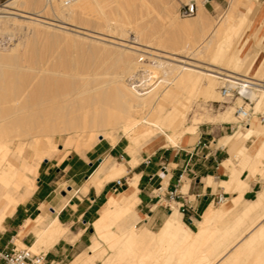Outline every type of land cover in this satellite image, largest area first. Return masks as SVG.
Instances as JSON below:
<instances>
[{
    "label": "rangeland",
    "instance_id": "374dc122",
    "mask_svg": "<svg viewBox=\"0 0 264 264\" xmlns=\"http://www.w3.org/2000/svg\"><path fill=\"white\" fill-rule=\"evenodd\" d=\"M126 1L127 2H125V0H118V2H120V5H117L118 3H111L110 5H106L105 3L103 11L99 8H92L75 12V14H73L71 18H67L63 17L60 13H53L52 11H50V9L43 10L41 6L42 3H44V0H36V2L35 0H0V14L11 16H9L10 21H8L10 23L7 24L6 29L0 32V110L2 111L0 112V125L3 128V133L4 130H6V132L3 134L4 137L1 136L2 134L0 130V151H4L0 152V159L2 158L4 160L3 161L1 159L2 161L0 160V164L2 163V167H5L8 166L7 163L8 161H10L14 163L16 167H20L22 162L27 161L30 166H34L38 159V154L35 150L36 147L34 146V140L37 136L39 139L38 144L42 145V147L46 149V152H52V155L50 157L44 158L39 163L36 171L31 170L27 172L26 176L28 182L22 183L19 188L8 186L6 189V186H4L0 182V209L6 208V216L8 215L5 218L4 222L0 225V251L6 249L7 247H12L14 244L18 247L32 246L37 238V233L41 229L38 221H36V218L39 217L38 215L44 216V224L49 223L54 217L48 211L47 205L42 204L39 210H33L32 212H29L28 218H25L26 220H23L20 226L16 228V230H6L8 218L16 213V210L20 205L27 203V201L32 197L31 196L27 201L18 204L21 201V199H19V193L21 191H31L35 188L36 185L38 186V184H40L44 179L43 172L45 169L49 170V174L47 175L46 179H48L49 177L54 178L58 175L63 174L64 167L66 166V160L71 156L74 158L77 157L80 161H83L85 163L88 160H93L95 163L94 166L92 168H88L85 171L86 175L91 176L100 166L99 162L101 161L97 160V158L101 157V159H104L103 165L106 164V170L110 169V167L115 162L121 163L125 166L127 172H124L121 176L114 177V179L112 178L108 181L109 184H112L115 180L122 179L123 185L117 192H114L112 190V192H109L106 196L102 195L98 197L97 201L94 203V213L86 214V216L82 217L79 220H76L75 223L72 224L62 222V224L68 227V234L67 237L60 238V245L62 244L65 247H68V245L71 244L74 246V249L72 250L71 247V249L67 250L64 261H55L57 264H71V262L78 255L84 253V255L88 258V251H91L90 247L94 245V241L96 240L99 242V246L93 253V255L95 256V260L92 261V264H105V262L107 263L109 260L110 262L113 261L114 263L119 264V260H117L118 258L115 257L116 252L118 251L117 247L111 248V243H108L111 242L110 240L106 242L98 238H94L95 236L93 235L92 223L99 216L101 208L105 205L110 195L119 196L120 193L124 192V190L128 188L129 184L125 182V177L130 179L134 175V173L139 174V172L144 167L143 162H145L146 158H150L152 160V165L158 164L160 161H166L167 157H169L171 154H174L178 149L193 150L200 137L217 141V146L222 147V140L226 139L228 135H232L238 131H244L245 127L248 126L239 124L237 122L236 110L239 106L249 103V101H245L244 98L240 100L238 98L239 95L219 100L217 92L220 91L222 83H219L217 85V88L213 93L215 96L213 94L205 95L203 97L198 96L194 100L193 107L189 112L188 119L185 122L184 127H193L194 124H196L198 126L195 130L196 134L190 135L192 134V132H186L179 139H169L170 136L168 135V133L159 132L154 138V141L152 140L148 142L147 144H145V146H136L135 144H133V142H131V136L133 135L134 131L138 129L139 126L140 128H143L147 125L142 121L138 122V124H136V127H132L127 132H124L121 129H115L111 136L102 137L99 136L103 134V130L101 128L97 130L96 133L93 132L95 134L90 132V130H86L85 132H83L80 128L82 126L75 128L69 127L64 122L43 115V113L50 114L51 109L56 107L57 104L59 105V103L62 102V99H65L67 97H70V99L76 98L75 96L77 95V91L79 90L84 91V93L86 94L88 92L89 94H87V96H91L92 98L94 97L96 100H98V97L101 95H110L113 93L114 88L116 87V81L118 80L126 83L127 85H129V87H133L132 89H135L138 93H145L149 91L154 86V84H156L158 80H160V76L162 74H156L152 78V82H150L151 80H148L149 78L146 76L148 75V70H146L148 67H143V65L140 64L138 65L136 70L134 69L133 74L129 75V77L128 75H126L127 77H125V73H123V62L121 61L123 59L121 57L125 55L126 49L127 52L134 51V53H128L129 56H131V59L134 61H137L141 57L142 59H144L140 60L141 62L154 60L157 62L162 61L164 64H170L179 63L182 59H186L183 52L192 42L196 40L198 33L196 32V30H179L174 25L172 20L175 16L178 17L179 21L184 19H193L194 16L183 17L180 14L181 6L190 2V0ZM196 1L197 6L200 5V0ZM228 1L229 0H208L207 2H205V9L203 11L205 21H207L210 25H213L215 22H217L220 16H222L223 12L229 7ZM237 3H239V5H242V10L240 12L239 9L234 10L230 22L234 23L239 21L241 16L240 14L243 13V9L247 6L250 7L249 17L244 22L241 30H238V33L236 31L230 49L226 47L227 45H224L225 43H227L224 35L219 36V42L223 43L224 52L225 50H231L233 56L239 55L238 63L240 66L237 68L238 74L248 75L250 77L253 76L256 79H260V77L264 79V59L261 61L262 56L260 55L255 58V54L257 52H261L264 56V14L259 10L256 12L257 8L261 5V0H238ZM120 6H122L123 9L120 8ZM123 13L125 14V16L127 14L129 16H126L130 19L128 22H131L128 25V22H126L127 20H124L126 17L124 18ZM28 15H39V18L48 23H44L42 24V26L34 24L27 18ZM105 17H108L110 19L114 18V20H116V23L115 21H111L108 24ZM13 19L15 20V22ZM122 22L124 25L122 24ZM83 33L86 35H84ZM248 37L249 41H247ZM246 41L248 42L247 44ZM15 44H18L17 49L15 51H12L11 48ZM129 46L131 50L129 49L128 51ZM136 56H139L138 59ZM151 56L153 58H150ZM195 59H190L191 65H193V67H195L196 69L206 68V63H208L206 62L207 60L205 61V59L203 60L202 58ZM197 66H199L200 68ZM122 74L123 77H125L123 79L120 76ZM117 76L120 78H118ZM55 79H61L63 80V83L62 81H60L61 83H59V81H56L57 83H55L54 85L53 81H55ZM67 80L73 83L74 89L72 90L73 85L72 88H70L74 94L76 93L75 95L73 93L69 94V86L67 84H64V82L66 83ZM51 84H53L54 87ZM76 86L80 87L79 90L78 88H76L77 90L75 89ZM60 87L62 89H60ZM52 89L56 93H54ZM12 90H14L13 93L11 92ZM51 91L54 94H51ZM14 92H16V94ZM57 92H68V95L67 97L65 96V98H61L62 95L59 96V94L61 93ZM4 94L9 99H7ZM14 94L16 95V98L14 97ZM10 96L12 97L11 99ZM27 98L31 103L27 102ZM51 98L52 102H49L51 101ZM53 100L56 101V103ZM20 101L22 102V104H24L23 106H26L27 109L29 108L28 111L25 109V107L22 106ZM57 101L60 102L57 103ZM33 103L35 106L33 105ZM45 104H51L50 106L53 107H49V105L46 106ZM43 105L45 106V108H43ZM39 106H43L41 107L42 109H40ZM231 106H233V108L235 109L230 108ZM17 107L20 109H18ZM14 108L16 109V112L13 113ZM30 108H32V110L34 108V110L36 109L40 111H34L35 116H31V114L33 115V111L30 110ZM227 110H230L232 114L229 122H220L219 120H213L215 115L223 113ZM258 111H264L263 105H261ZM28 112L31 113L30 116L32 119L27 114ZM3 113L8 114V116L6 115V119ZM16 116L18 119L16 118ZM25 116L28 117L26 118ZM1 117L5 119L6 124L8 123V126L5 124V121H3ZM38 117L43 119H38ZM15 118L17 120H14ZM44 118L46 121L44 120ZM51 119L55 120L56 124L54 123L55 121H52V123ZM18 122L21 124H19ZM41 122L43 124H41ZM9 124H11V126ZM249 124L250 125L248 127H253L255 131L261 130V133L262 131H264V125L261 124L258 118L255 116L250 120ZM22 125H24L23 129L21 127ZM35 125L39 126L38 129ZM41 125H45V127H42ZM51 125L53 128H50ZM6 126L9 130L6 129ZM24 127H26L27 129ZM32 128V132H29L31 130L28 129ZM43 128H45L46 130H44ZM19 129H22V131ZM77 130L79 131L77 132ZM82 132L86 134H83ZM91 133L94 136V139H91ZM80 134L82 137H80ZM261 135L262 134L257 135V132H255L254 136L248 140L241 141L240 138L238 144L235 147L239 148L240 146L237 147L238 145H245L248 148V150L246 151L250 154H253V152L255 151L254 148L257 147L256 145H258L260 143V140L264 138V134L262 136ZM46 137H48L50 140ZM54 143L55 145H53ZM5 144L9 148H4L3 145ZM252 144L253 146H251ZM128 145L131 149L128 148ZM54 146H56V148ZM250 146L251 150L249 149ZM235 147L233 148L235 151H231L230 147L226 146L224 150L220 149L217 153V156L219 155L220 158L224 154H226V158L229 157L233 161L232 164L227 165L228 168L225 167L226 164H224L225 166L223 165L229 173V177L227 179L230 178L233 170L242 167L241 160L243 155L240 154L242 155V157L239 155L237 157H233V154L236 152ZM21 149H23V152L20 151ZM128 151L131 154H133L134 152L135 153L131 155ZM4 156H6L7 158L4 159ZM262 156L263 157H261V161L257 163V165L255 166L256 168L253 171H251L252 166H249L250 168L248 167L247 169H244V171H247L248 173L247 180H249L250 176H253L256 179L260 178L261 183L259 188H257L258 192L261 191L264 186V155ZM237 163L240 164V167ZM151 164L149 165L152 166ZM215 165H217V162L213 163V166ZM172 166L175 165L172 164ZM236 166L238 167L236 168ZM158 174H160V172ZM166 180L167 178H165L164 183H166ZM187 181L188 183L190 182L188 179ZM94 184V182L88 181L86 185H88V187L90 188V186ZM216 187L217 186H215V188ZM248 188L249 187H247L245 191ZM88 189L87 191H85L84 188L83 190H81V193L86 194V203H90L91 197L95 195V190L93 188L90 189V191ZM5 190H10L17 202L6 204L5 200L2 199L1 196V194ZM187 191L188 188L183 190V192ZM226 192L230 193V196L228 197V200L224 205L218 204L217 202H213L210 205L211 208L216 209L218 213H220V215L219 217L214 218L211 223H209V230L206 232L205 238H203L202 245L198 246L199 248L197 246L194 247L193 244L189 243V240L187 241V243H183V245L180 243L177 245L178 252H175V254H173V258L176 257L178 262L181 258H183V264H206L207 262H209L207 261L205 263V259L207 256V259L211 260L210 264L216 263L220 248L227 247L228 245H226V242L230 240L233 241V237H236L237 234L240 233L238 236H241V234L248 229V225L256 217H258L259 214L254 213L252 215L244 217L243 220L240 221L239 216L241 214V209L244 207L246 201H244L242 198H236L239 196V191L233 192L232 190H230ZM235 192H238V194H234ZM71 195L72 193L69 194V197ZM140 196L145 200L144 192H142ZM231 198L234 200H232ZM141 207L142 206H138V203L136 204L134 212L130 216V223L134 224V227L138 231L150 229L157 232L163 221L167 217V211L163 210L160 206L154 208L152 214L157 215L160 213L161 215L159 218L160 220L158 222H154L153 217H149V215L146 214L148 208H144L143 211H141ZM263 208L264 206L262 207V209ZM223 209L225 211H223ZM262 209L260 210L261 212L263 211ZM203 213L204 212L200 211L197 214L193 224H189L186 219L183 218L182 214L181 219L188 228L190 227L192 229L191 230L189 228L191 231H198L199 221L202 220ZM120 222L121 220H118L117 224H119ZM219 232L226 233H223V237L220 238ZM79 233H83V244L81 246V240H79L80 238L78 236ZM118 233L120 232L118 231ZM129 236V233H125V242H129V244H131V241H128ZM224 236H231L232 239H226ZM236 239L237 237L234 239V241H236ZM10 240L12 241L8 245L6 241ZM144 240L145 241L137 244L134 248L125 247V264H133V261L135 259L137 260L138 257L150 255L152 252H154L155 248L151 244V242H149L148 239ZM257 245V250L255 251L256 254L264 249V237L257 243ZM52 246H49V244H41L31 247V249L35 252L49 253ZM175 247L176 246L174 245L173 251H175ZM256 254L251 253L250 255H243L242 258L247 259L248 263L259 264L258 262L254 261ZM197 256L198 258L201 257L202 260L201 258H199L200 261H196ZM149 258L150 259H147V262H145L146 264H152L153 259L151 257ZM201 261L202 263H200ZM113 262L110 264H114ZM241 262L243 261L236 260L235 264H240ZM160 263L161 261L157 262V264Z\"/></svg>",
    "mask_w": 264,
    "mask_h": 264
},
{
    "label": "bare ground",
    "instance_id": "6f19581e",
    "mask_svg": "<svg viewBox=\"0 0 264 264\" xmlns=\"http://www.w3.org/2000/svg\"><path fill=\"white\" fill-rule=\"evenodd\" d=\"M207 1L208 0H202V1L200 0L201 3H200V5L197 6L198 7L197 13H195L196 15L195 14L192 15V16H194L192 20L184 19V20L179 21L177 16H175L172 20L174 25L179 30H185V31H191V30L195 31L196 30V32L198 33L196 40L194 42H192L187 47V49L183 52L184 57H186V59H182V60L180 59L181 61L179 63L164 64L162 61L157 62L154 60L153 61L149 60L147 62H141L140 60H144V59H142L141 57H140L141 59L140 58L138 59L139 56L138 57L136 56L138 60L134 61L131 59V56H129V54H131V52L134 53V51H131V52L129 51L130 46L128 48V51L130 53L127 52V49H126L125 55H123L121 57L123 59L121 61L123 62V73H125V77H127L126 75H128V77H129V75L133 74L134 69L136 70L138 65H140V64H142L143 67L144 66L146 68L148 67L147 69L146 68L145 69L148 70V72H147L148 75H146V76L149 78L148 80H151L150 82H152V78L156 74H158V73L162 74L160 76V80H158V82L156 84H154V86L149 91H147L145 93H143V92L138 93L135 89H132L133 87H131V86L129 87V85H127L126 83L118 80V81H116V87L114 88V91L112 94L101 95L98 97L99 99L96 100L94 97L92 98L91 96H87V94H89L88 92L86 94V93H84V91L79 90L80 87L76 86L75 89L78 88V90H79V91H77L78 93L75 96L76 98L70 99V97H67L68 92H65V93L57 92V93H61V94H59V96L62 95L61 98L62 97L65 98V96H66L68 99L67 98L62 99V100L59 99L62 102L59 103L60 101H57V103H59V105L55 104L56 107L51 109L50 114H44L43 113V115H46V117H51L52 119L64 122L69 127L75 128V127L82 126L80 128L83 132H85L86 130H90V132L96 133L97 130H99L101 128L103 130V134L99 135V136H102V137L111 136L115 129H121L122 131L127 132L132 127H134V126L136 127V124H138V122L142 121V122H145L147 125L143 128H140V126H139V128L134 131L133 135L131 136L132 137L131 142H133V144H135L136 146L137 145L145 146V144H147L148 142H150L152 140L154 141V138L157 136V134L159 132L168 133V135L170 136V137L168 136L169 139L170 138L179 139L186 132L187 133L192 132V134L196 133L195 130L198 127L196 124H194L193 127H184L185 122L188 119L189 112L191 111V109L193 107L194 100L198 96L203 97L205 95H212L215 92V89L217 88V85L219 83H222V86L226 85L225 83L228 81L227 79H229L231 82H233V80H234L233 78H239V77L244 76V77H248V78H250V80L254 81L255 82V88L248 90L246 92V94H244L245 92L242 93L243 95H246V97L249 99L248 100L249 103L246 104V109H250L252 107L256 111H258V109L261 107V105H263V107H264V79L261 77H260V79H256L253 76L250 77L248 75L238 74L237 68L240 66L238 63L239 55L233 56L231 50H225V52H224L223 51V43L219 42V39H220L219 36L224 35V38H226V42H227L224 45L225 46L227 45L226 47L230 49V47L232 46L233 38L235 36L236 31L238 33V30H241V27L243 26L244 22L249 17L250 7L247 6L246 8L243 9L244 11L242 14H240L241 16H240L239 21L231 23L230 21H231L234 10L239 9V12H240L242 10V5H239V3H237L238 0H229L228 1L229 7L223 12V14H222V16H220V18L218 16L219 20L217 22H215L213 25H210L207 21H205L204 13H203V11L205 9L204 3ZM35 2H36V0H35ZM125 2H127V1L125 0ZM191 2H196V4H197L196 0H190V2H188V3H191ZM105 3H106V5L107 4L110 5L111 3H116V4L118 3L117 5H120V2H118V0H76V1L71 2V3L63 2V0H44V3H42L41 7L43 10L50 9V11H52L53 13H60L63 17L71 18L72 15L78 11H84V10H88V9H92V8H99L100 10L103 11V7H105L104 6ZM124 5H125V3H124ZM120 8L123 9L122 6H120ZM124 13H123L124 18L126 16L129 17L128 14L125 16V14L127 12L125 14ZM9 16L10 15H1L0 14V32L3 31L4 29H6L7 24L10 23L9 18L11 16L10 17ZM127 17L124 19V20H127L126 22H128L130 20ZM27 18L30 20V22H33L34 24H37L40 26H42V24H44V23H48V22L42 20L41 18H39V15L38 16L37 15L36 16L35 15L34 16L28 15ZM111 19L107 17L106 22L109 24L111 21L112 22L115 21V23H116V20H114V18H111ZM14 22H15V20H14ZM129 23H131V22H128L127 25ZM122 24H123V22H122ZM84 35H86V34H84ZM249 37H248L247 41H249ZM247 41H246V44L248 43ZM17 46H18V44H15L11 48V50L15 51L17 49ZM131 46H133V45H131ZM150 58H153V57L151 56ZM195 58H198V59L202 58L203 60L205 59V61L207 60L206 62H208V63H206V68L196 69L195 67H193V65H191L190 61L192 59H195ZM174 62H176V61H174ZM198 65H200V64H198ZM197 67H199V66H197ZM121 73H122V71H121ZM120 76L122 77V79L125 78V77H123V74ZM118 78H120V77H118ZM56 81H59V83H61L60 81H62V83H63V80H61V79L56 80L55 79V81H53L54 85H55V83H57ZM46 83H47V81H46ZM48 83H49V81H48ZM64 84H67L69 86V90H70L69 94L73 93V91H71L73 83L67 80V82L66 83L64 82ZM51 85H53V84H51ZM54 85H53V87H54ZM56 88H55V90H56ZM221 88H220V91L217 92L219 100L225 98L223 96ZM53 89H52V91H54ZM60 89H62V88L60 87ZM63 89H65V88H63ZM73 89H74V85H73L72 90ZM143 89H141V90H143ZM14 90H12L11 92L13 93ZM42 90H43V88H42ZM19 91H20V89H19ZM40 91H41V89H40ZM63 92H64V90H63ZM14 93L16 94V92H14ZM54 93H56V92L54 91ZM54 93L52 92L51 94H54ZM4 96H5V94H4ZM14 97L16 98V95ZM6 98L9 99L8 97H6ZM11 98L12 97L10 96V99ZM58 98H60V97H58ZM238 98L240 100H242V98H244V97L239 96ZM16 100H18V99H16ZM27 100L26 101L29 102L28 98H27ZM2 101H3V99H2ZM49 102H52V98H51V101H49ZM54 102L56 103V101H54ZM3 103H5V102H3ZM29 103H31V102H29ZM40 103H41V100H40ZM21 104H22V102H21ZM252 104L254 106H251ZM23 105L24 104H22V106ZM25 105H26V103H25ZM33 105H34V103H33ZM37 105H38V103H37ZM45 105L48 106L49 104L48 105L45 104ZM50 105H49V107H53ZM43 106H41V107H43ZM23 107H25V109L27 111L29 110V108L27 109L26 106H23ZM39 107H38V109H39ZM41 107H40V109H42ZM43 108H45V106ZM230 108H233V106H231ZM12 109H13V106H12ZM18 109H20V108H18ZM233 109H235V108H233ZM9 110H10V108H9ZM30 110H32V108H30ZM237 110H236V113H237ZM32 111H33L32 112L33 115L29 112L27 114L29 116H30V114H31V116H35L34 111L37 112L40 110H36V109L34 110V108H33ZM0 112H2V111L0 110ZM14 112H16L15 108H14L13 113ZM7 113H8V111H7ZM3 114L5 115V119H6V115L8 116V114H5V113H3ZM10 116H11V112H10ZM18 116H19V114H18ZM31 116H30V118H31ZM13 117H14V115H13ZM231 117H232L231 111L227 110L223 113H219V114L215 115L213 120L214 121L219 120L220 122H229ZM16 118H17V116H16ZM16 118L14 120L18 119V118L17 119ZM236 118H237V115H236ZM5 119H3V121H5ZM38 119H43V118L38 117ZM52 119H51V122L55 121ZM200 119H199V121H200ZM44 120H45V118H44ZM0 123H1V121H0ZM54 123L56 124V121ZM5 124H6V121H5ZM19 124H21V123H19ZM33 124H35V123H33ZM41 124H43V123L41 122ZM197 124H198V121H197ZM9 125L11 126V124H9ZM7 126H6V129L9 130L7 128ZM23 126L24 125L21 126L22 129H23ZM35 126H34V130H35ZM41 126L45 127V125H41ZM38 127L39 126H36L37 129H38ZM42 127H41V129H42ZM0 128H1L0 130H1V134H2L1 136L4 137L3 134L6 132V130H4V133H3L2 132L3 128L1 127V125H0ZM24 128H26V127H24ZM50 128H53L52 125ZM22 129H19V130L22 131ZM43 129L46 130L45 128H43ZM55 129H56V125H55ZM28 130H31L29 132H32L33 128L28 129ZM78 131L79 130H77V132ZM41 132H43V131H41ZM255 132H257V135H260V134L263 135L264 134V131H262V133H261V130L255 131L253 127L247 126V127H245L244 131H238L232 135H228L226 137V139L222 140L223 141L222 144L229 145L230 150L233 151L234 150L233 148L238 144V141L240 138H241L240 139L241 141L248 140L254 136ZM92 133H91V135H92ZM95 133H93V134H95ZM83 134H86V133H83ZM80 137H82L81 134H80ZM91 137H92L91 139H94L93 135ZM35 138L36 139L35 140L33 139V140L35 142L34 143V146L36 147L35 150L37 151V154H38L37 162L39 163L43 159V156L45 155L46 149H44L42 147V145L38 144V142H39L38 136ZM46 138H48V137H46ZM176 141H178V140H176ZM171 142H172V139H171ZM254 142H256V141H254ZM56 144H58V143H56ZM253 144L251 146H253ZM53 145H55V143ZM251 146L249 148L250 150H251ZM256 146L257 147L254 148L255 151L253 152V154L252 153L250 154L249 152L246 151V150H248V148L245 145H238L237 147H239V148L235 147L236 152L233 154V157H237L238 155L242 157V155H243L242 160H241L242 161L241 162L242 167L237 168L240 165L237 163L238 164V166H236L237 169L232 171L230 178L227 180L219 181V184L223 188H225L226 191H230V190H232L233 192L239 191L240 193H239V196L236 197L237 199L243 198V194L245 192V189L248 187L247 182L245 180L241 179L240 175L242 174L244 169H247L249 166H252L251 171H253L256 168L255 166L257 165V163L261 161V157H263L262 155H264V138L261 139L260 143ZM3 147L9 148L6 144L3 145ZM54 147L56 148V146H54ZM129 149H131V148H129ZM2 151L3 150H1L0 152H2ZM20 151L23 152V149H21ZM22 152H20V153H22ZM240 154H242V155H240ZM5 158H7V157L4 156V159ZM232 162L233 161L231 158H227L226 160L223 161V164H226V166L225 165L224 166L226 168H228L227 165L232 164ZM1 164H0V181L2 183H4L6 186H9V184H11L15 178H21L22 177V173H20L19 170L14 165H12L11 163L8 162L7 163L8 166H5V167L4 166L2 167ZM22 168L30 169L29 165H27L25 162L22 163ZM124 172H126L125 166L116 163L112 167L109 175L107 174L108 176L105 179L107 181L112 179V178L114 179V177L121 176ZM249 173H250V171H249ZM138 177H139V175H138ZM138 177H135L133 180H131L129 183L130 188L128 190L120 193L119 196H114V195L109 196V198L107 200L108 201V208L92 224V227L94 230V235H96L98 239L106 241V242L108 240H110L111 242H108V243H111V245H110L111 248L117 247L118 251L116 252L115 257L118 258L117 260H119V264H125V247H130V248L133 247L134 248L137 244L145 241L144 239H148V241L151 242V244L154 246L155 250L150 255L138 257L137 260L135 259L133 261V264H143V263L147 262V259H150L149 257H151L153 259L152 264H157L158 261H161L160 264H179V263L183 264L184 263L183 258H181L179 260V262H178L176 257L173 258V254H175V252L176 253L178 252L177 245L179 243L183 245V243H187V241L189 240V243L193 244L194 247L200 246V238H201V231H202L203 225L200 222L198 232L191 231L187 227V225L182 221L180 214H179V211L175 206H173L174 209H173L172 213L168 214L167 218L163 222V225L161 226V228L157 232H152L148 229H145L143 231H138L136 228H132L126 232L118 233V230L114 228V226H113L114 223L117 220H119L121 217H123L124 215L126 216V215L130 214L129 212L131 210V207L134 206V203H136V202L138 203V199H139V198L137 199ZM263 177H264V175H263ZM96 178H97V176H96ZM101 183H103V180L98 181V185H100ZM208 183L214 185V182L212 180H209ZM11 199H13V198L11 197ZM232 200H234V199H232ZM9 201H10V199H9ZM263 204H264V187H263V190L259 193L258 200L254 204H252L251 207H248L246 214L253 212L254 210L257 209V210H259L258 211L259 212L258 218L259 219L264 218V208L262 209V207L264 206ZM261 209L263 210L262 212L260 211ZM214 210L215 209L213 208L211 210V212L214 213L215 212ZM223 211H225V210L223 209ZM208 218L209 217L206 215V217H205L206 224H207ZM38 223H40V222L38 221ZM51 224L52 225L49 226V228H47L45 231H43L41 233L42 236H39V238H41L40 239L41 242L39 241L41 244H42V242L49 243L48 241H50V244H51V241L56 240L60 235H63L62 233L64 230L62 229L58 220L54 219V223H51ZM259 230L264 231V224H262L259 227ZM125 233H129L130 236L128 238V241H131V244H129V242L128 243L125 242ZM38 239H37V241H38ZM174 245L176 246L175 251H173ZM98 246H99V242L95 240L94 245L90 247L91 251H89V252L91 253V255L88 258L85 255L77 257L76 263L77 264H92L93 263L92 261L95 260V256L93 255V253L98 248ZM198 253H200V252H198ZM182 254H183V252H182ZM182 256H184V255H182ZM197 258H198V256H197ZM197 258H196V261H198V260L200 261L199 258H201V257H199L198 259ZM206 259H207V256H206ZM206 259H205V263L207 261H209V259H207V260ZM201 260H202V258H201ZM73 261H75V260H73ZM109 262H110V260L107 263L105 262V264H110L113 261L110 263ZM200 263H202V261ZM209 263H210V261L207 262L206 264H209ZM114 264H116V263H114Z\"/></svg>",
    "mask_w": 264,
    "mask_h": 264
},
{
    "label": "crops",
    "instance_id": "0c3cea01",
    "mask_svg": "<svg viewBox=\"0 0 264 264\" xmlns=\"http://www.w3.org/2000/svg\"><path fill=\"white\" fill-rule=\"evenodd\" d=\"M256 7H257V5H256ZM258 10L264 14V0H261V5L257 8L256 12ZM259 55L262 56L261 57V61H262L264 59V56L262 55L261 52H257L255 54V58L258 57ZM194 134H196V133H193L190 135H194ZM199 141L211 142L210 151H209L210 154L207 158H204L202 156V154L208 153V150H203L202 152L199 150L196 153L194 151L195 147L193 148V150L178 149L175 151L174 154H171L169 157H167L166 161H160L158 164L152 165L151 164L152 160L150 162V164L152 166H150L149 164L146 165L143 162L144 167L139 172V174L134 173V175L130 179H128L126 177H125V179H126L127 184H129L131 180H133L135 177H138V175H139L138 183H137L138 191H139L138 196H137V199L139 198L138 199V206H142L140 208L141 211H143L144 208H148V211L146 214H148L149 217H153L154 222H158L160 220L159 218L161 215H160V213L157 215L152 214L154 211V208H156L157 206L162 207L163 210L167 211V216H168V214L172 213L174 207L172 208L171 211H169L167 208H165L163 206V202L158 200L156 190L158 189V187L160 186L161 183L163 184V186L165 184H167L169 189L175 188V186L178 183L179 175L181 174L183 167L185 166V164L189 160L190 154L194 153L193 157L191 158L190 164L192 166L193 171H195L197 173V179L193 180L190 178V175H187L190 182L188 183L187 178L184 177V185H183L182 189L185 190L188 188L187 192H188L189 196L192 195L191 197H196L197 194L202 195V197L199 200H195L193 198V201H192V203L197 207V210H198L197 214L200 211L204 212L202 215V220L199 221V223L201 222L203 225L202 231H201V238H200V245H202L203 238H205L206 232L209 230V226H208L209 223H211L214 220V218L219 217V215H220V213H218V211L216 209L214 210L215 211L214 213L211 212V210L213 208H211L210 205L213 202H216L215 198L220 193H227L228 197L230 196V193L226 192L224 190V188L219 184V181L227 180V178L229 177V173H228L227 169H225V167L223 166L224 165L223 161L227 159L226 154H224L221 158L219 157V155L217 156L218 150H220V149L224 150L226 148V146H229V145L225 146L223 144L222 147H218L217 141L206 139V138H201V137L198 139L197 143ZM128 147H129V145H128ZM133 154H131V155H133ZM51 155H52L51 151L46 152L45 155L43 156V159L50 157ZM45 160H47V159H45ZM97 160L101 161V162H99L100 166L95 170L94 174H92L93 176L91 175L92 177L86 175L85 171L88 168H92L94 166V164H95L94 161L88 160L85 163L83 161H80L79 158H77V157L74 158L72 156L67 158V160H66V166L64 167V173L61 175H58L57 177H54V178L49 177L48 179H46L47 175L49 174V170L45 169L43 172L44 179L42 180V182L40 184H38V186L36 185L35 188L31 191L23 190L19 193V195H20L19 199H21V201L18 204L25 202L31 196L32 197L27 201V203L20 205L18 207V209L16 210V213L15 214L12 213L13 215L8 218L6 230H9V231L16 230V228H18V226H20L21 222L23 220H26L25 218H28L29 212H32L33 210H39L42 204H46L48 211L54 217L52 218V220L49 223L44 224V216L38 215L39 219L38 218H36V219H37V221L40 222L39 226H41V229H40L41 232L39 231L37 233V238L35 240V242L37 244L34 242L32 247H34V245L35 246L41 245V243H40L41 238H39V236H42L41 233L43 231H45L47 228H49V226L52 225L51 223H54V219L58 220L62 229L64 230L62 233L63 235H60L56 240L51 241V244H50V241H48L49 243L42 242V244H49V246H52L54 244L51 247L49 253H46L48 260L54 261V262H56L55 260L64 261V257L67 254V250L71 249V247L73 250L74 246L71 244L68 245V247H65L62 244L60 245V238L67 237V234H68V227L65 226L64 224H62V222L72 224V223H75L76 220H79L82 217L86 216V214L94 213V211H95L94 203L97 201L98 197H100L102 195L106 196L109 192H112V184H109L108 183L109 180L107 181L105 178L109 175L112 167L118 162H115L110 167V169L106 170V164L103 165L104 159H101V157H98ZM8 162L11 163L12 165H14V163H12L10 161H8ZM24 162L27 165H29V163L27 161H24ZM214 162H217V165L213 166ZM22 163H21L20 167H16L14 165L19 170V172L22 173V177L21 178H15L13 180V182L11 184H9V186L15 185L14 186L15 188H19L22 183H27L28 182L27 176H26L27 172H29L31 170L36 171V169L39 165V163L36 161L34 166L29 165L30 169H24V168H22ZM198 163H199V165H198ZM118 164H121V163H118ZM172 164H174L175 166H172ZM121 165H123V164H121ZM157 165H158V167H157ZM162 166H165L168 170V173L166 174V178H167L166 183H164L165 180L161 181L157 177L158 173L162 171ZM125 170H126V168H125ZM152 175L154 177L151 179ZM96 176H97V178H96ZM247 176H248L247 171H243L241 174V177H240L241 179H243L247 182L248 187H249L243 194L242 199L246 202H245L244 207L241 209V214L239 216L240 221L243 220L244 217L252 215L254 213L259 214V212H258L259 210H257V209L254 210L253 212L248 213V214H246V211H247L248 207H251V205L254 204L258 200L259 193L263 190V188L259 192L257 190V188H259L260 183H261L260 178L256 179L255 177L250 176L249 180H247ZM203 179H204V181H203ZM102 180H103V183L98 185V181H102ZM209 180H212L214 182V185L209 184L208 183ZM88 181L94 182L95 184L91 185L89 188L88 185H86ZM2 184L5 185L4 183H2ZM215 186H217V187L215 188ZM7 187L8 186H6V189H7ZM36 187H37V189H36ZM129 187L130 186H128V188H126L125 190L129 189ZM83 188L85 191H87L88 188H89L88 189L89 191L92 188L95 190V195L91 197L90 203L85 202L86 201L85 200L86 194L81 193V190H83ZM142 192L145 193V200L140 196V194ZM257 192H258V194H257ZM70 193H72V195L69 197ZM234 194L237 195L238 192H235ZM256 194H257V197H256ZM1 196H2V199L5 200L6 204H9L11 202H17L16 199H14L12 192L10 190H5L1 194ZM11 197L13 199H11ZM9 199H10V201H9ZM248 200H251V201H248ZM106 202L107 203H105V205L101 208L99 216L96 219H98L104 213V211L108 208V201H106ZM136 203H134V206L131 207V210L129 212L130 214H128L126 216L124 215L123 217H121L119 219V220H121V222L119 224H117L118 220L114 223L113 226L120 233L126 232L132 228H135L134 224L130 223V215L132 214V212H134V208L136 206ZM173 206H175L178 209L177 205L173 204ZM6 214H7L6 208L0 209V225L4 222L3 220H5V218L8 216V215L6 216ZM179 214L181 217L180 212H179ZM206 215L209 217L207 224H206V219H205ZM182 216H183V218H185L184 215H182ZM258 217H259V215H258ZM258 217H256L248 225V229L244 233H242L241 236H238L240 233L237 234L236 241H234V239L236 237H233V241L230 240V241L226 242V245H228L227 247L220 248V251L218 252L217 261L214 264H235L236 260L243 261L240 264H252V263H248L247 259L242 258V256L243 255H250L251 253L256 254L255 251L257 250V246H258L257 243L264 237V231L259 230V227L262 224H264V218L259 219ZM162 225H163V223H162ZM161 226H160V228H161ZM92 229H93V227H92ZM148 230H150V229H148ZM150 231H152V230H150ZM152 232H155V231H152ZM194 232H198V231H194ZM223 233H226V232H219L220 238L223 237L222 236ZM93 235H94V230H93ZM78 236L80 238L79 240H81V244H80V246H81L83 244L82 243L83 233H79ZM94 236H95L94 238H97L96 235H94ZM224 237L226 239H232L231 236H224ZM37 239H38V241H37ZM11 241L12 240L6 241V243L9 245ZM84 254H80L77 257L82 256ZM88 254H89V256L91 255V253L89 251H88ZM77 257L74 259L75 261L71 262V264H77L76 263ZM209 261L211 262V260H209ZM254 261L258 262L259 264H264V249H262L261 251H259L256 254Z\"/></svg>",
    "mask_w": 264,
    "mask_h": 264
},
{
    "label": "built area",
    "instance_id": "2783aa9c",
    "mask_svg": "<svg viewBox=\"0 0 264 264\" xmlns=\"http://www.w3.org/2000/svg\"><path fill=\"white\" fill-rule=\"evenodd\" d=\"M76 0H63V2L71 3ZM197 12V4L196 2L186 3L181 6L180 8V14L183 17L192 16ZM233 82H231L229 79L225 83L226 85H223L221 88V91L223 93V96L225 98H231L236 95L243 96L245 101H248L249 99L246 97V95H243L242 93L246 92L248 90H251L255 88V82L250 80L248 77H239V78H233ZM254 106V105H252ZM237 122L239 124L244 125H250V120L255 116L258 118L259 122L264 125V111H256L254 108L246 109V105H242L238 107L237 110ZM210 145L211 142H203L199 141L194 151L197 153L199 150L202 152L203 150H208V153L202 154L204 158H207L209 156L210 151ZM194 153L190 154L189 160L185 164V166L182 169L181 174L178 178V183L173 189H169L168 185L161 183L158 189L156 190L157 198L159 201L163 202V206L167 208L169 211L172 210L173 204L177 205L178 210L182 215H184L186 221L189 224H193L195 217L197 216V207L192 203L193 198H191L192 195H188V192H183L182 188L184 185V177H187V175H190V178L193 180L197 179V173L193 171L192 166L190 164L191 158L193 157ZM151 159L146 158L145 164H150ZM168 173V170L165 166H162V171L160 174L157 175V177L164 181L166 178V174ZM154 176H151V179ZM189 180V179H188ZM126 182V179H125ZM123 185L122 179H117L112 183V190L114 192H117L120 190V188ZM202 197L201 194H197L196 197H194L195 200H199ZM228 200V194L227 193H220L216 196L215 201L218 204H224ZM0 264H57L54 261H50L47 259V255L44 252H35L30 247L24 246V247H18L17 245H13L12 247H7L6 249L2 250L0 252Z\"/></svg>",
    "mask_w": 264,
    "mask_h": 264
}]
</instances>
